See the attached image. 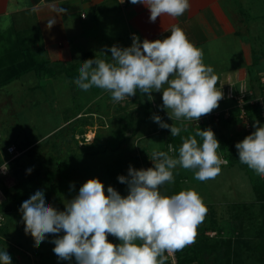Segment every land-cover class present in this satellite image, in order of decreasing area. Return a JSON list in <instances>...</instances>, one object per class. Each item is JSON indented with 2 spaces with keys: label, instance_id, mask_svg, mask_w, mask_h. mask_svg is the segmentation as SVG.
<instances>
[{
  "label": "clouds",
  "instance_id": "clouds-1",
  "mask_svg": "<svg viewBox=\"0 0 264 264\" xmlns=\"http://www.w3.org/2000/svg\"><path fill=\"white\" fill-rule=\"evenodd\" d=\"M143 4L150 11V21L168 15L180 17L190 9L189 0H130ZM59 13L66 10L59 8ZM56 23L49 19L47 27ZM111 59L85 60L74 83L83 91L96 87L110 93L114 102L136 95L137 91L151 98L152 92H162V108L174 120H195L210 114L223 98L217 89L218 77L213 67L205 65L203 51L189 41L178 25H173L164 39L142 42L133 35L132 44L121 48L113 45ZM167 85V87H165ZM154 121L161 128L178 136L181 128ZM255 131L235 147L239 161L264 177V126L253 124ZM196 137L202 138L198 143ZM220 143L211 128H198L195 135L182 138L178 158L168 151H153V167L128 169V176L118 180L128 187L121 196L112 186L105 191L98 179L87 180L78 194L65 203L63 211L46 202L43 191H36L25 200L22 213L25 234H30L38 246L47 234H59L52 240L53 252L60 260L77 264H165V253L183 250L194 243L198 226L203 223L207 207L194 189L181 190L171 196L162 195L160 186L174 182L177 166L192 170L195 179L204 182L215 179L227 161L217 153ZM4 172L8 165L0 166ZM29 172L31 169L28 170ZM74 187V186H73ZM120 243L115 245L107 237ZM0 264H12L6 250L0 251Z\"/></svg>",
  "mask_w": 264,
  "mask_h": 264
},
{
  "label": "rangeland",
  "instance_id": "rangeland-1",
  "mask_svg": "<svg viewBox=\"0 0 264 264\" xmlns=\"http://www.w3.org/2000/svg\"><path fill=\"white\" fill-rule=\"evenodd\" d=\"M238 6L243 24L239 26L242 31L240 38L249 43L250 51L262 55L258 60L261 67L252 65L251 68L257 70L255 75L264 73V0H239ZM215 53L225 55L226 51L218 50ZM58 76L64 77L62 73ZM233 77L230 81L236 83V76ZM244 78L247 83L246 76ZM4 90L0 92L5 96L8 94V102L4 106L0 105L2 144L13 143L17 154L5 157L0 153V166L3 163L8 165L6 172L0 169V184L3 186L0 189V201L4 198L0 204V251L8 252L12 264H77L74 257L71 261L60 260L53 252L55 245L51 241L57 235L62 236L63 232L47 234L45 240L35 246L31 235H26L24 231L22 213L19 211L22 203L36 191H43L46 202L63 211L65 203L78 194L87 180L93 178H98L104 184L105 191L112 185L121 196H126L127 193L116 183L120 175L118 171L129 164L133 154L146 157L161 147L166 134L159 131L160 126L153 119L157 115H162L163 122L167 124L178 125L184 133L200 126L211 128L220 143L217 153L227 160L215 179L201 182L195 179L192 170L177 166L173 170L174 182L164 184L168 196L191 188L202 197L208 211L203 223L198 226L197 236L200 233L209 238L222 235L218 227L235 223L238 230L232 233L233 239H244L248 234L245 230L252 231L258 224V202L251 190L250 171L247 172L249 168L238 161L228 162L226 157V154L233 155L231 152L234 153L235 145L243 139L241 132L247 136L255 131L250 123V130L244 131L240 120L219 129V125L215 126L208 115L202 116L198 124L183 118L173 121L167 110L162 108V92L155 91L151 93V98L146 94V101L144 95L137 91L139 103H148L146 107L138 103L136 95L114 102L110 93L99 88L73 91L70 87L68 90L60 89L61 95L59 91L56 95L54 92L52 97L27 90L21 92L19 104H13V94L9 95L10 91ZM67 115L66 120L64 116ZM8 118L14 120L8 121ZM256 120L259 126H264V117ZM116 131L127 137L117 150L106 148L94 156L80 153V140L86 141L85 133L93 134L96 142L105 145ZM197 141L202 143V138ZM178 143L176 145L180 147L182 142L179 140ZM147 162L153 164L151 158ZM109 169L117 171L113 175L114 184L106 176ZM45 170L54 173L53 177H47ZM107 239L115 245L120 243L112 235ZM204 259L207 264L211 263V256H205Z\"/></svg>",
  "mask_w": 264,
  "mask_h": 264
},
{
  "label": "crops",
  "instance_id": "crops-1",
  "mask_svg": "<svg viewBox=\"0 0 264 264\" xmlns=\"http://www.w3.org/2000/svg\"><path fill=\"white\" fill-rule=\"evenodd\" d=\"M189 2L190 9L182 16L162 15L151 22L150 11L130 0H0V90L13 94V104H19L21 92L27 90L47 97L57 91L61 95L60 89L70 88L64 68L78 76L85 60H110L109 49L131 46L133 35L141 42L164 39L173 25L181 27L189 41L202 49L204 64L213 67L217 83L233 76L248 80L255 76L249 43L240 38L239 0ZM59 8L66 12L59 13ZM53 18L56 23L48 28V20ZM218 50L226 51L225 55L216 54ZM6 95L0 92L2 106L8 102ZM136 96L139 103L138 92Z\"/></svg>",
  "mask_w": 264,
  "mask_h": 264
},
{
  "label": "trees",
  "instance_id": "trees-1",
  "mask_svg": "<svg viewBox=\"0 0 264 264\" xmlns=\"http://www.w3.org/2000/svg\"><path fill=\"white\" fill-rule=\"evenodd\" d=\"M260 57H262L261 53L258 55V53L254 54L251 51L252 65L254 66L259 65L261 67V65L259 64L260 62L258 61ZM260 67L258 69H260ZM64 71L66 72V75L69 79L70 87L73 89V91L77 90L78 88H77V85L74 83V80L78 76L70 72V70L67 68H64ZM261 74L263 73H259L255 76L252 75L253 80H252V76L251 75L249 76V81L256 80L255 85L258 91H260V87L257 84L258 83L257 78ZM143 105L147 107L148 103H145ZM245 108L247 110L248 122L251 124V126H253V124L257 121L256 119L261 118L258 113V108L256 105H247L245 106ZM159 116L162 117V115H159ZM235 116H236L235 111L230 110L227 118L219 119L217 123L219 127L217 128L220 129L222 127H227L230 123L238 120ZM64 119L67 120L68 115L64 116ZM174 125L176 126V124ZM198 128H200L201 130L208 129L206 126H200ZM197 129L190 130V132H187V133H184L182 131L183 129H181L180 134L178 136H172L170 129H165V128L160 127L159 131L161 133L164 131L166 136L162 141L161 147H159V149H156L155 151L167 152L168 145L171 144L173 148L175 149L174 152H171V156L178 157L179 147L176 145L178 141L180 140L182 142V138H187L189 136L195 135V132ZM241 134L244 135L243 136V139H244L246 135L244 134V132H241ZM1 135L2 134H0V153H2V155L4 154L6 157L8 156V154L5 151V146L9 144L10 142H6L5 144H2L3 137H1ZM126 138L127 137L122 135L120 131H116V134L114 135V137L108 140L107 144L101 145L100 143L95 141V137H93V134L86 135L85 133L86 141L80 140L79 151L82 155H86V156H94L98 153L103 152L106 148L109 149L110 151H114L120 147V145L122 144V142L126 140ZM196 138L198 140L200 139V137H196ZM14 146L16 148V145ZM231 153L233 154L231 156H227L226 154L228 162H234V161L240 162L239 156H238V150L236 149V147H234V153L233 151ZM151 154L152 153L148 154V156L146 157H140L139 154L137 155L133 154L132 155L133 157L131 161H129V164L120 167L121 169H119L118 171L120 173L119 176L121 175L128 176V169L130 166L137 170L142 169L143 166L146 169L149 167H153V164H148L147 162V160L151 158ZM13 158L11 160H13ZM242 165L245 166V164H242ZM249 171H250L249 173L250 180L252 182L251 190L253 191L256 197V200L258 202V211H259L258 224L253 228L252 231H249L247 229L245 230L246 232H248V234L246 237H243L244 239H240V238L233 239L232 233L238 230V226L235 225V223H227L229 226H226V224H224L223 226L218 227L219 229L218 231L220 233L222 232V235L217 234L215 237H212V238L206 237L203 235V233H200L198 234V236H196L194 243L186 246L183 250L175 251L176 260L178 264H188L192 262H194L195 264H207L204 259L205 256H211L210 264H264V177L257 175L251 169H248L247 172ZM116 172L110 169L107 170L106 172V176H108V180L113 181V184L115 183V180H113V175L116 174ZM44 174H47L48 175L47 177H53L54 175V173L50 171H46V170L44 171ZM116 183L117 185L121 186L122 189L128 194V187L126 184L120 183L118 179ZM0 189H3V186L1 184H0ZM159 191L162 195H167V190L165 189L164 185L160 186ZM2 196H3V193H2ZM3 201H4V198L0 201V204ZM0 227H1V224H0ZM239 236H241V233Z\"/></svg>",
  "mask_w": 264,
  "mask_h": 264
},
{
  "label": "built area",
  "instance_id": "built-area-1",
  "mask_svg": "<svg viewBox=\"0 0 264 264\" xmlns=\"http://www.w3.org/2000/svg\"><path fill=\"white\" fill-rule=\"evenodd\" d=\"M80 16L83 18L84 14L82 13L80 14ZM237 80L238 79H236V83L230 80L217 83L216 85L217 89L218 90L221 89V91L223 92V98L219 101V103H222V104L220 107H217L210 114H207V115H208V118H210V120L214 122L216 125L220 118H227L229 115V111L234 110L236 113L235 117L238 120H240V122L242 121L241 124H242V127L244 128V131H249L250 124L248 122L247 110L245 106L256 105L258 108V113L260 117H264V73L259 75L257 78V81H258L257 84L260 87V91H258L255 85L256 80L253 81L254 83L252 84H250L251 82H249L248 78H247L248 80L247 83L245 81V78H241L239 82ZM253 87L256 88V90H253L254 89ZM224 103L226 105H224ZM201 119L202 117L198 121L194 120V124L200 123ZM5 151L8 155H11V156H15L17 154V150L14 144L12 143H9L5 146ZM142 169H146V168L143 166ZM1 220H2V217L0 215V223H1ZM165 255L167 256V260L165 264H178L176 260L175 252L171 254L166 252Z\"/></svg>",
  "mask_w": 264,
  "mask_h": 264
}]
</instances>
